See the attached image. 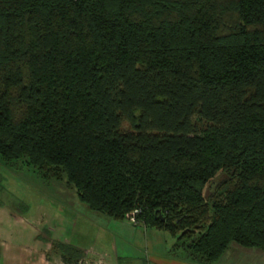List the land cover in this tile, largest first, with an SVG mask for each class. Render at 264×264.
Listing matches in <instances>:
<instances>
[{"label": "trees", "instance_id": "obj_1", "mask_svg": "<svg viewBox=\"0 0 264 264\" xmlns=\"http://www.w3.org/2000/svg\"><path fill=\"white\" fill-rule=\"evenodd\" d=\"M18 161L111 219L139 209L190 263L264 252V0H0Z\"/></svg>", "mask_w": 264, "mask_h": 264}, {"label": "rangeland", "instance_id": "obj_2", "mask_svg": "<svg viewBox=\"0 0 264 264\" xmlns=\"http://www.w3.org/2000/svg\"><path fill=\"white\" fill-rule=\"evenodd\" d=\"M219 177L206 187L207 192ZM0 202L1 211L11 214L0 221V233L15 244L25 245L30 253L35 254L40 247L35 238L44 227L51 228L52 238L68 239L83 249H91L99 264H117V257L123 264V256L138 258L145 253L189 262L183 253L172 249L175 240L168 232L94 212L78 199L75 189L64 179H43L34 168L20 161L11 167L0 162ZM245 260L244 254L231 247L212 264H251Z\"/></svg>", "mask_w": 264, "mask_h": 264}, {"label": "crops", "instance_id": "obj_3", "mask_svg": "<svg viewBox=\"0 0 264 264\" xmlns=\"http://www.w3.org/2000/svg\"><path fill=\"white\" fill-rule=\"evenodd\" d=\"M1 210L2 209H0V221H4L7 215L11 216V214L5 211L2 212ZM124 220L127 221V218L125 217ZM121 225L128 228L127 223L125 224L122 222ZM50 235L51 228L46 229L43 227L37 231L35 240L37 246L40 247H37L36 253L34 254L33 252L30 253L25 245L20 243L15 244L6 237H3V234L0 233V264H99V261L97 262L91 254L93 253L91 249V251L89 249H83L72 244L68 239L52 238ZM52 242H63L73 245L75 249L80 252L79 258L71 262L64 261L59 252L51 250ZM233 250L236 253L244 254L246 257L245 261L251 264H264V252L260 250L239 249L238 247H233ZM135 260H139L141 264H194L169 259L161 255H149L146 253L144 256L138 258L123 256V264H132ZM152 260H155V262L152 263ZM116 263H121L120 257L116 258Z\"/></svg>", "mask_w": 264, "mask_h": 264}, {"label": "built area", "instance_id": "obj_4", "mask_svg": "<svg viewBox=\"0 0 264 264\" xmlns=\"http://www.w3.org/2000/svg\"><path fill=\"white\" fill-rule=\"evenodd\" d=\"M137 213H139V209H133L132 211L128 212L126 218L133 224L137 225L138 220L136 218Z\"/></svg>", "mask_w": 264, "mask_h": 264}, {"label": "water", "instance_id": "obj_5", "mask_svg": "<svg viewBox=\"0 0 264 264\" xmlns=\"http://www.w3.org/2000/svg\"><path fill=\"white\" fill-rule=\"evenodd\" d=\"M132 264H141L140 263V261L139 260H135V261H133V263Z\"/></svg>", "mask_w": 264, "mask_h": 264}]
</instances>
